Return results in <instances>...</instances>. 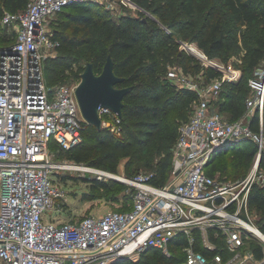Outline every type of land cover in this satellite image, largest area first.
<instances>
[{
	"label": "built area",
	"instance_id": "2783aa9c",
	"mask_svg": "<svg viewBox=\"0 0 264 264\" xmlns=\"http://www.w3.org/2000/svg\"><path fill=\"white\" fill-rule=\"evenodd\" d=\"M78 1L84 0H30L2 17L15 37L0 45V264H133L151 250L170 256L173 246L185 253L178 264H264V237L255 228L264 231L250 206L253 185L264 186V67L249 78L252 93L235 120L214 102L225 81L241 78V69L220 67V76L200 75L199 81L181 66L169 67L168 78L195 91L198 101L180 126L175 167L164 185L153 183L151 174L128 176L55 159L52 143L74 147L89 123L78 83L52 86L46 75L47 61L61 48L53 20ZM256 112L258 130L251 125ZM99 113L104 127L123 134L122 116L105 106ZM245 139L257 144L246 176L226 179L207 171L216 152ZM74 170L125 183L130 207L63 219L67 190L56 174ZM55 207L61 214L51 218L47 212Z\"/></svg>",
	"mask_w": 264,
	"mask_h": 264
},
{
	"label": "trees",
	"instance_id": "16d2710c",
	"mask_svg": "<svg viewBox=\"0 0 264 264\" xmlns=\"http://www.w3.org/2000/svg\"><path fill=\"white\" fill-rule=\"evenodd\" d=\"M29 1L0 0L1 24L5 10L18 11L25 8ZM133 1L143 9L139 10V15L124 14L118 19H114L106 16L104 11L102 14L96 13L94 3L84 0L68 5L53 20L55 36L61 41V48L63 46L70 48L64 57L55 58L54 63L46 67L47 79L52 83V86L65 83L70 77L71 79L81 78V67L75 70L73 66V62L78 60L73 58L70 61L69 58L72 54H76L79 47L85 45L87 47L86 54L89 60L93 62L96 72L101 70L108 55L111 53L115 60L117 74L125 77V80L118 83V86H131V89L124 97L121 123L123 134L121 136H117L107 127L98 128L94 124L86 123L82 132L84 139L74 147L64 149L56 143H52L51 146L55 148L53 149L55 154L67 151L69 152L68 159L70 160L117 173H120L117 170L119 157L131 156L132 162H137L138 166L141 167L153 166L156 157L159 156L151 174V181L164 185L169 180V173L173 167V149L179 135L180 126L190 119L194 104L198 101V95L195 91L187 88L176 89L175 84L167 76L169 67L175 65L177 60L182 59V54L179 50L180 43L172 39L170 34L165 35L159 43H157V39L161 38L165 32L161 25L162 23L169 26V28H174L181 22L195 26L198 12L202 13L207 10L210 11V9L206 1L180 0L179 5L175 9L173 8L175 11L174 20H170L169 16L163 13L156 5L158 0ZM224 3L239 22L252 23L264 17V0H224ZM70 7L72 8L71 10H69ZM145 10L159 14L158 18L162 23L158 24V19L146 15ZM199 34L193 40H197L209 56H213L217 51L224 48L226 41L225 24L217 11H210V14L206 17L205 24L200 28ZM192 45L197 48L203 56L202 59L205 60L203 49L196 44ZM254 52V65H256L258 61L264 58V39H258V47L255 48ZM188 60H183L181 67L185 72L192 75L203 71L201 75L206 80H210L222 74L219 69L212 65L203 66L199 61L195 63L196 67L194 68L195 65H191L194 59L188 58ZM64 64H66L65 67L63 66ZM257 69L254 70L253 75ZM251 76L247 78L248 86H250L249 78ZM225 84L230 86L231 91L227 98L222 94ZM174 90L178 91L173 93ZM239 90H242V87L238 80L225 81L219 97L214 102L218 110L230 117H226L229 120L241 117L246 110L245 104L247 105L248 96H244V90L240 92ZM179 93L185 94L186 97L179 110L173 116L172 128L166 132L162 131L156 138L161 118L170 111L172 99ZM240 102H244V105L240 104ZM189 104L192 106L190 114L185 111L186 106H189ZM251 125L256 130L260 128L259 112H256L253 116ZM126 136L129 139L127 143L124 141ZM113 138L116 139L114 144L112 143ZM234 143L239 144L236 146L233 144V150H228L226 155L233 156L241 148V152L255 157L257 144L252 139ZM231 146V144L227 145L220 150L230 149ZM98 147H102L104 151L97 152L96 149ZM120 149L124 151H120ZM217 153L207 167V171L210 174L226 179H238L247 175L246 173L229 176L214 172V160L224 158V154L220 153L219 155ZM260 168L264 170V155ZM125 174L133 176L138 173ZM92 180L98 182L101 179L94 177ZM112 180L120 182L121 186L127 188L125 183L116 179ZM127 194L125 195L128 198L126 199L127 203L126 205L121 204L122 206L119 207L121 209L130 207L132 195L130 192ZM250 206L253 214H256V216L254 215L256 222L259 223L260 228L264 231L263 185L259 183L253 185L250 192ZM174 248L177 249V246ZM257 251L260 253L259 249ZM184 258V251H179L178 254L177 251H172V254L168 256L160 250H155L153 254H144L139 262L133 264H164L163 261L166 260L169 261L167 264H172L173 261L178 264Z\"/></svg>",
	"mask_w": 264,
	"mask_h": 264
},
{
	"label": "rangeland",
	"instance_id": "374dc122",
	"mask_svg": "<svg viewBox=\"0 0 264 264\" xmlns=\"http://www.w3.org/2000/svg\"><path fill=\"white\" fill-rule=\"evenodd\" d=\"M91 1L94 3L95 12L102 14L104 11L106 16H110L114 19H118L121 15L130 14V15H139L140 7L137 4H133L130 0H85ZM206 1L209 5V9L211 12L217 11L225 24L226 30V41L223 49L217 51L213 56H209L206 50L199 45L197 40H193L194 37L199 36L200 28L205 24L206 17L210 14V11L198 12L196 18L197 23L195 26H190L186 22L178 23L174 28H169V26L163 24L158 16L159 14H154L150 10H145V14H153L158 20V24L164 28V33L161 38L157 39V43L161 42L165 35L170 34L171 38L178 41L180 43V53L182 54V59L177 60L175 65L181 66L183 60H188V58H193L194 60L191 62V65L194 66L197 61L201 63L203 66H211L207 61L202 59V54L194 48L196 44L201 49H203L205 55L208 59L213 61L215 68H225L227 70H235L241 69L243 72V77L238 80V83L241 84L242 90L245 91L244 96H250L252 93V89L247 84V78L253 75V72L258 67H264V58L258 61L256 65H254L255 61V48L258 47V39H264V17L252 23H242L239 22L235 16L230 12L229 8L225 5L224 0H202ZM180 0H158L156 5L161 9L163 13L169 16L170 20H174L175 17V7L178 6ZM174 8V9H173ZM72 8L70 7L69 10ZM60 17V16H59ZM57 18V17H56ZM15 35L12 33V29L8 26H4L0 22V45H3V41H13ZM68 46H63L59 49L58 54L55 57H52L47 61V65H52L55 61V58L59 56L64 57L65 54L69 52ZM87 47L85 45L79 47L76 54H72L70 56V61L73 58H76L78 61L73 62V66L75 70H78L80 67L82 72L85 70L88 62H90L88 55L86 54ZM78 56V58H77ZM54 58V59H53ZM68 58V56H67ZM68 59V60H69ZM147 61V60H146ZM189 61V60H188ZM105 64V63H104ZM103 64V67H104ZM254 65V66H253ZM64 67L66 64L63 65ZM103 67L97 73H100L103 70ZM196 65L194 66V68ZM214 67V66H213ZM203 71L200 73L193 74V77L201 80L199 75H201ZM81 78L78 79H70L65 82H76L79 83ZM51 85L52 83L48 81ZM175 84V83H174ZM176 89H182L183 87L176 85ZM178 90H174L173 93H176ZM223 96L227 98L230 94V86L225 84L224 90L222 92ZM185 94L179 93L177 96H174L172 99V104L170 105V111L161 118L160 126L158 127V133L156 138L163 132H166L168 129L172 128V119L175 114L179 110V107L184 102ZM247 97V98H248ZM149 100V99H148ZM238 101V100H237ZM247 101V100H246ZM240 104L244 105V102H240ZM186 106V105H185ZM184 106V107H185ZM246 106V104H245ZM192 106H186L185 111L188 114L191 113ZM175 125V123H173ZM84 136L82 135V140ZM126 143L129 141L127 136L124 138ZM81 140V141H82ZM112 143H116V139H112ZM238 145L239 143H231L230 149L220 150L218 153L220 155L224 154V158H218V160H214V172L219 174H225L229 176H236L241 174L248 173L255 162V157L249 156L246 153L241 152L242 149L239 148L238 152L233 156L226 155L228 150H233L234 145ZM51 149H55L51 147ZM241 149V150H240ZM124 151L120 149V151ZM97 152H103L104 149L102 147H98L96 149ZM225 151V152H224ZM217 153V154H218ZM131 156H122L119 157L117 170L121 173L127 174H136V173H146L152 174L154 171L155 164L159 159V156L156 157L153 166H138L137 162H132ZM55 159L64 160L69 158V152L65 151L60 154L54 155ZM87 165V164H86ZM174 161L172 170L169 173L171 176L174 170ZM58 180L62 183L64 188L67 190L66 198L63 201L65 207H63V213H60L56 207L52 210H49L47 214L51 218H55L56 216L61 217L63 219H78L83 217L84 215H88L91 213L102 214L109 209L119 208L122 206L121 204L126 205L125 195H128L130 191L125 186H121L120 182L105 178L100 181L92 180L95 175H91L89 172L84 171H69L67 174L63 172L60 174H56ZM61 185V186H62ZM119 191V192H118ZM256 216V214H254ZM256 218V217H255ZM259 226V223L256 222ZM172 247V251H182L181 247H177V249ZM155 253V250H151L148 254ZM153 258V257H152ZM164 264L169 263V261H163ZM120 264V263H119ZM172 264H176L175 261Z\"/></svg>",
	"mask_w": 264,
	"mask_h": 264
},
{
	"label": "water",
	"instance_id": "95a60500",
	"mask_svg": "<svg viewBox=\"0 0 264 264\" xmlns=\"http://www.w3.org/2000/svg\"><path fill=\"white\" fill-rule=\"evenodd\" d=\"M130 1L137 4L133 0ZM148 15L157 19L153 14ZM124 80L125 77L117 74L115 70V60L111 53L100 73L95 71L93 62H88L76 87V95L83 116L89 123L98 128L104 127L99 113L100 106L111 108L119 116L123 115L124 97L131 89V86H118V83Z\"/></svg>",
	"mask_w": 264,
	"mask_h": 264
},
{
	"label": "bare ground",
	"instance_id": "6f19581e",
	"mask_svg": "<svg viewBox=\"0 0 264 264\" xmlns=\"http://www.w3.org/2000/svg\"><path fill=\"white\" fill-rule=\"evenodd\" d=\"M205 61H207L208 64H213L214 63L213 61H211L210 59H208L206 55H205ZM255 230L257 231V234L259 236L264 237L263 234L257 228H255Z\"/></svg>",
	"mask_w": 264,
	"mask_h": 264
},
{
	"label": "crops",
	"instance_id": "0c3cea01",
	"mask_svg": "<svg viewBox=\"0 0 264 264\" xmlns=\"http://www.w3.org/2000/svg\"><path fill=\"white\" fill-rule=\"evenodd\" d=\"M223 115H224L225 117H227V118H230L226 113H223Z\"/></svg>",
	"mask_w": 264,
	"mask_h": 264
}]
</instances>
